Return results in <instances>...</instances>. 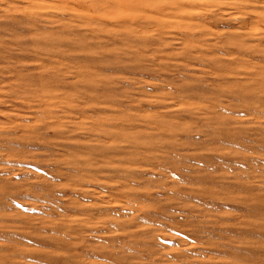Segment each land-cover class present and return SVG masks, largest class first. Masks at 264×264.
<instances>
[{
	"label": "rangeland",
	"instance_id": "obj_1",
	"mask_svg": "<svg viewBox=\"0 0 264 264\" xmlns=\"http://www.w3.org/2000/svg\"><path fill=\"white\" fill-rule=\"evenodd\" d=\"M0 264H264V0H0Z\"/></svg>",
	"mask_w": 264,
	"mask_h": 264
},
{
	"label": "bare ground",
	"instance_id": "obj_2",
	"mask_svg": "<svg viewBox=\"0 0 264 264\" xmlns=\"http://www.w3.org/2000/svg\"><path fill=\"white\" fill-rule=\"evenodd\" d=\"M69 1V0H68ZM66 3V2H65ZM70 3V2H69ZM67 7V6H66ZM92 10H93V8H92Z\"/></svg>",
	"mask_w": 264,
	"mask_h": 264
}]
</instances>
